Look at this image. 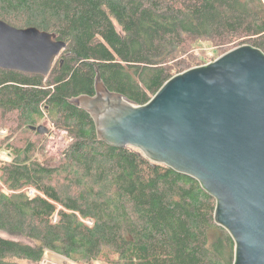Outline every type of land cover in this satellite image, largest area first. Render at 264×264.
Masks as SVG:
<instances>
[{
  "label": "trees",
  "instance_id": "1",
  "mask_svg": "<svg viewBox=\"0 0 264 264\" xmlns=\"http://www.w3.org/2000/svg\"><path fill=\"white\" fill-rule=\"evenodd\" d=\"M0 19L66 43L46 76L0 69V230L12 236L0 235V264H39L45 250L80 264H232L233 239L200 183L98 139L68 100L94 94L97 68L109 90L144 104L206 63L190 51L200 39L221 54L264 52V0H0ZM45 118L66 132L59 160L30 129ZM11 121L33 138L15 143Z\"/></svg>",
  "mask_w": 264,
  "mask_h": 264
},
{
  "label": "water",
  "instance_id": "2",
  "mask_svg": "<svg viewBox=\"0 0 264 264\" xmlns=\"http://www.w3.org/2000/svg\"><path fill=\"white\" fill-rule=\"evenodd\" d=\"M55 33L0 19V69L48 75L65 47ZM87 111L97 138L136 148L196 179L215 199L214 222L234 242L232 264H264V52L244 43L168 78L141 105L111 91L96 68ZM47 133L44 124L30 126Z\"/></svg>",
  "mask_w": 264,
  "mask_h": 264
},
{
  "label": "rangeland",
  "instance_id": "3",
  "mask_svg": "<svg viewBox=\"0 0 264 264\" xmlns=\"http://www.w3.org/2000/svg\"><path fill=\"white\" fill-rule=\"evenodd\" d=\"M191 54H193L196 59L198 60H204L205 62L212 61L216 57H218L221 53H219L214 45L207 39L203 40H197L191 45ZM202 61H200L202 63ZM11 120H14L11 116ZM12 128H13V141L15 143H20L21 140H25L27 138H33L32 135L26 134L25 132H22L21 130L16 128V123L12 122ZM40 124H44L46 127H48L47 133H38L39 135H44L45 140V151L47 155H50L55 160L60 159V154L62 150L65 148L67 143V135L64 130L55 128L51 122L48 119H43ZM7 129L4 126L0 127V137H6L7 135ZM136 149V148H134ZM29 190H27L28 193ZM33 195V194H32ZM88 221V220H87ZM86 221V222H87ZM90 221V220H89ZM88 224H91V222H87ZM0 235L4 237H12L8 233H6L3 230H0ZM15 238V237H14ZM19 240H25L23 238L18 237ZM39 264H80L77 262H74L68 258H66L63 255L56 254L54 252L49 253V251H46L44 253L43 259ZM86 264V263H83ZM92 264H105L100 260L94 261Z\"/></svg>",
  "mask_w": 264,
  "mask_h": 264
},
{
  "label": "built area",
  "instance_id": "4",
  "mask_svg": "<svg viewBox=\"0 0 264 264\" xmlns=\"http://www.w3.org/2000/svg\"><path fill=\"white\" fill-rule=\"evenodd\" d=\"M34 193H35V191L34 190H32V189H29V191H28V195L29 196H33L34 195ZM33 194V195H32ZM87 222H90L89 220L87 221Z\"/></svg>",
  "mask_w": 264,
  "mask_h": 264
},
{
  "label": "crops",
  "instance_id": "5",
  "mask_svg": "<svg viewBox=\"0 0 264 264\" xmlns=\"http://www.w3.org/2000/svg\"><path fill=\"white\" fill-rule=\"evenodd\" d=\"M46 251H49V253H51V252H52V251H50V250H45V252H46Z\"/></svg>",
  "mask_w": 264,
  "mask_h": 264
},
{
  "label": "bare ground",
  "instance_id": "6",
  "mask_svg": "<svg viewBox=\"0 0 264 264\" xmlns=\"http://www.w3.org/2000/svg\"><path fill=\"white\" fill-rule=\"evenodd\" d=\"M48 128V127H47ZM49 130V129H48Z\"/></svg>",
  "mask_w": 264,
  "mask_h": 264
}]
</instances>
